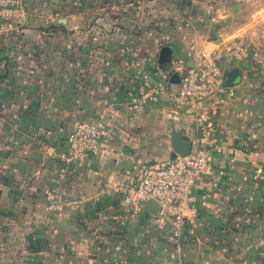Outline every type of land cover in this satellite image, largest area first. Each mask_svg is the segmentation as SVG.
Listing matches in <instances>:
<instances>
[{
  "label": "crops",
  "instance_id": "obj_1",
  "mask_svg": "<svg viewBox=\"0 0 264 264\" xmlns=\"http://www.w3.org/2000/svg\"><path fill=\"white\" fill-rule=\"evenodd\" d=\"M25 1L0 32V264H264V0ZM200 52L234 82L193 110L149 90ZM96 119V148L66 159L74 121ZM197 119L213 143L175 245L114 185L168 160L173 133L194 143Z\"/></svg>",
  "mask_w": 264,
  "mask_h": 264
},
{
  "label": "built area",
  "instance_id": "obj_2",
  "mask_svg": "<svg viewBox=\"0 0 264 264\" xmlns=\"http://www.w3.org/2000/svg\"><path fill=\"white\" fill-rule=\"evenodd\" d=\"M28 11L23 0H0V32L20 30ZM54 19L48 12L43 18L45 24ZM243 52L241 46L234 47L231 54L238 57ZM221 86V69L215 58L207 52H200L183 67L176 84L165 83L149 86L150 91L165 89L170 102L177 108L193 110L199 102L214 93ZM147 90L140 91L144 97ZM101 119L76 120L66 133L64 157L72 159L94 150L102 133ZM197 135L187 153H175L158 165L147 166L134 183L115 184L121 201L134 209H139L146 198L157 202V215L168 219L171 242H179L184 221H193L195 208L192 204V187L205 172L213 143L211 124L203 119L196 120ZM62 172L58 175H62Z\"/></svg>",
  "mask_w": 264,
  "mask_h": 264
},
{
  "label": "water",
  "instance_id": "obj_3",
  "mask_svg": "<svg viewBox=\"0 0 264 264\" xmlns=\"http://www.w3.org/2000/svg\"><path fill=\"white\" fill-rule=\"evenodd\" d=\"M166 53V50L164 48H161L159 57L163 58ZM238 76V72L236 69H233L229 72L222 71L221 72V83L223 85H229L234 82V79ZM170 144L172 148L171 156H173L175 153L177 154H184L187 153L190 148L192 147V143L190 140H183L178 133H173L170 137ZM144 204L146 205L149 212L153 214H157V202L152 198H146L144 200Z\"/></svg>",
  "mask_w": 264,
  "mask_h": 264
},
{
  "label": "trees",
  "instance_id": "obj_4",
  "mask_svg": "<svg viewBox=\"0 0 264 264\" xmlns=\"http://www.w3.org/2000/svg\"><path fill=\"white\" fill-rule=\"evenodd\" d=\"M24 1V3H25V6H26V1L25 0H23ZM27 8V7H26ZM27 11H28V9H27Z\"/></svg>",
  "mask_w": 264,
  "mask_h": 264
},
{
  "label": "rangeland",
  "instance_id": "obj_5",
  "mask_svg": "<svg viewBox=\"0 0 264 264\" xmlns=\"http://www.w3.org/2000/svg\"><path fill=\"white\" fill-rule=\"evenodd\" d=\"M250 43H251V41H250ZM252 44V43H251Z\"/></svg>",
  "mask_w": 264,
  "mask_h": 264
}]
</instances>
